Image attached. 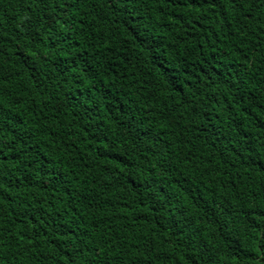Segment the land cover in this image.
<instances>
[{"label":"trees","instance_id":"1","mask_svg":"<svg viewBox=\"0 0 264 264\" xmlns=\"http://www.w3.org/2000/svg\"><path fill=\"white\" fill-rule=\"evenodd\" d=\"M0 264H264V0H0Z\"/></svg>","mask_w":264,"mask_h":264}]
</instances>
